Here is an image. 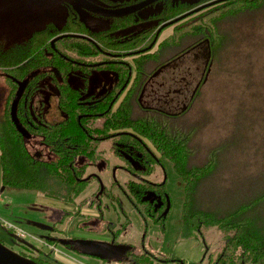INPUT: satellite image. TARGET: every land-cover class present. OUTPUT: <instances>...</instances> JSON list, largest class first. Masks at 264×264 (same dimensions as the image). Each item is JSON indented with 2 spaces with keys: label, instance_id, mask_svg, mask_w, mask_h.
<instances>
[{
  "label": "flooded vegetation",
  "instance_id": "af4514ba",
  "mask_svg": "<svg viewBox=\"0 0 264 264\" xmlns=\"http://www.w3.org/2000/svg\"><path fill=\"white\" fill-rule=\"evenodd\" d=\"M143 1L0 0V47L23 49L24 58L4 66L16 72L7 78L0 74V87L6 83L14 87L9 92V117L14 124L12 101L20 83L26 81L16 114L27 132V135L21 133L27 150L42 163L57 160L67 164L71 177L82 184V189L73 191L75 201L54 199L59 207L64 206L60 220L72 211L84 218H103L102 199H110V190L114 194L117 187L136 209L166 229V222H156L167 221L171 208L168 180L159 171H164L171 160L161 153L158 143L137 133V124L132 119L145 111L181 113L190 100L191 81L185 75L170 77L169 69L178 67L172 62L166 63L161 72L150 73L157 66L151 59L157 56L158 44L172 33L176 23L170 24L167 33L164 31L170 25L159 31L171 19L159 25L156 13L164 4L170 8L169 4L175 0H155L136 8ZM209 1L213 0L199 5ZM221 2L203 9L215 8ZM150 6L153 9L143 15L142 11ZM126 9L135 10L126 14L101 12ZM6 39L11 40L5 43ZM201 44L206 58L207 47ZM148 53L150 60L146 57L145 62L141 61ZM31 55L34 61L26 63ZM179 66L184 72L187 68L188 76L191 74L190 67ZM28 69L32 73H26ZM1 96L0 93V99ZM128 122L136 127H127ZM112 159L121 160V170L130 177L120 181L116 174L112 179L110 173L102 172ZM139 197L151 206H144ZM113 202H119V197L115 196ZM106 229L111 231L109 240L81 235L59 241L71 252L99 256L101 260L129 258L132 261L143 256L160 259L164 264H184V259L172 255V259H164L148 250L133 252L130 244L118 238L123 226L108 223ZM176 258L181 261H175Z\"/></svg>",
  "mask_w": 264,
  "mask_h": 264
},
{
  "label": "trees",
  "instance_id": "16d2710c",
  "mask_svg": "<svg viewBox=\"0 0 264 264\" xmlns=\"http://www.w3.org/2000/svg\"><path fill=\"white\" fill-rule=\"evenodd\" d=\"M204 1L175 0L173 4H169L172 5L170 8L164 4L156 13L158 24ZM188 21L191 23L186 25ZM172 27V33L158 44L157 56L151 59L157 62V66L150 73L161 72L166 63L196 49L201 43H205L207 47L208 57L203 61L205 67L199 73L195 70L191 72L190 100L181 113L171 115L162 111H145L143 115L132 119L137 124L136 131L158 143L161 153L171 160L174 172L183 181L181 237H198L208 227L226 232L222 251L214 258L211 256L207 262L204 256L197 264H264V177L254 178L252 181V176L240 173L239 178L233 176L230 179L232 174L229 172L233 166L228 165L233 149L238 145L242 147L245 143L247 146L242 148V155L244 148L252 144L255 132L264 133V56L256 57L258 50L264 51V36L257 33V29H264V0H226L215 5V8L209 7L194 13ZM22 53L23 49L0 47V74L7 78L8 74L16 72L11 67L4 66L24 60ZM146 57L150 60L148 53L142 56L141 61L145 62ZM2 60L7 62H1ZM32 61L34 55L28 57L26 63ZM29 72L31 69L26 73ZM169 72L170 77H188L187 68L184 72L182 66L169 69ZM214 75L220 76L217 81L223 80L221 84L211 83L212 91L216 90L218 93L221 85L229 87L233 83L234 75L245 80V87L237 96V103L233 105L235 129L217 143L209 138L203 139L205 131L216 129L217 117L208 105H203L200 109L207 94L206 85ZM12 88L14 87L7 83L0 87L2 184L35 190L56 200L75 201L73 191L82 189V184L74 176L71 177L68 165L58 163L57 160L42 163L27 150L25 137L15 128L8 113L7 104L11 99L9 92ZM228 94L229 91H225V95ZM20 102L23 103V98ZM195 105L200 116L197 121H191L188 113ZM128 119H131L130 116ZM129 126L135 125L128 122L127 127ZM248 152L251 154L253 147ZM65 188L67 192L63 191ZM213 190L218 192L216 197L210 195ZM110 192L113 202L115 196L112 190ZM138 200L144 206H151L143 198L139 197ZM156 222L164 223L166 219H157ZM20 246L23 247L17 252L24 257L39 264H57L41 255L44 252L41 246L25 243ZM145 258L137 256L131 264H164L156 258L143 262ZM165 258L172 259L171 254L164 256ZM174 260L181 261L178 258ZM183 263L186 264V261L183 260Z\"/></svg>",
  "mask_w": 264,
  "mask_h": 264
},
{
  "label": "rangeland",
  "instance_id": "374dc122",
  "mask_svg": "<svg viewBox=\"0 0 264 264\" xmlns=\"http://www.w3.org/2000/svg\"><path fill=\"white\" fill-rule=\"evenodd\" d=\"M177 1L193 2L197 0ZM152 9V6L144 9L142 11L143 15ZM170 29L171 25L165 29L164 33H167ZM257 33L264 36V29H257ZM6 40L8 41H5V43H8L11 39ZM262 40L264 41L263 37ZM262 52L258 50L256 57L262 58L264 56ZM203 61H205V51L197 47L192 51L179 55L171 62L177 63L178 66L182 64L190 67L191 71L195 70L196 73H199L204 69L202 67ZM199 65L201 66L200 69L197 68ZM190 76L191 74L188 77L190 78ZM219 78L220 76L214 75L211 82L206 85L207 94H205V99L200 107L202 109L203 105H208L217 117L216 129L212 128L209 132L205 131L203 137L204 140L207 138L212 139L213 143H217L235 129L236 122H233V105L237 103L238 100L236 98L245 87L243 77L234 75L233 83L229 87L221 85L219 93L216 90L212 91L211 83L218 84L223 81H217ZM225 91H229V94L225 95ZM188 114L191 117V121H197L200 116L197 111V105ZM226 118L227 120L225 121ZM244 145L245 143L242 147L238 145L236 149L231 151L232 155H230L231 159L228 165H232L233 169L229 172V174H232L230 179L233 176L239 178L240 173L252 176L250 178L252 181L254 178L264 177V133L261 134L256 131L252 144L250 147H245L244 153L241 155ZM252 147L253 152L248 154V149ZM122 165L123 162L121 160L112 159L109 162V167L105 166L102 172L110 173L112 179L116 174L118 180L124 181L130 177V174L121 170L120 167ZM159 173H162L168 180L167 187L171 198V208L167 215L165 230L154 224L146 213L136 209V205L117 187H114L113 195L119 197V202H112L108 198L102 199L104 219L98 216H91L90 218L86 216L84 218V215L80 216L72 211L63 220H60L63 216L61 207L64 206L59 207V202L45 197L35 190L2 184L0 166V239L6 247L14 251H18L20 247H23L20 246L21 243L41 246L44 251L41 255L57 264H131L129 258L123 261L116 259L101 260L95 256H83L71 252L67 246L59 241L81 235L90 236L98 240H109L111 231L106 229V225L111 223L124 227L118 238L121 242L130 244L133 252L142 253L148 250L159 257L168 256L169 254H182L180 257L186 261V264H197L204 256L207 258H205L206 262L211 256L214 258L224 247L226 242L224 233L226 232L215 227H208L198 237H181L180 213L184 198L183 181L174 172L171 164H168L167 168L164 171L160 170ZM217 193L216 190H213L210 195L214 197ZM54 226H57V228H53ZM14 228L23 229L26 232V236H17ZM54 238H58V242L54 243L57 246L55 250L49 253L44 248L43 242L47 240L53 241ZM60 255L65 257L66 260L62 259ZM149 259L150 257H146L143 262L149 261Z\"/></svg>",
  "mask_w": 264,
  "mask_h": 264
},
{
  "label": "water",
  "instance_id": "95a60500",
  "mask_svg": "<svg viewBox=\"0 0 264 264\" xmlns=\"http://www.w3.org/2000/svg\"><path fill=\"white\" fill-rule=\"evenodd\" d=\"M155 0H145L142 3H140V5L136 8H142L144 6H146L147 4L153 2ZM224 0H213V1H209L206 2L204 4H201L197 7H195L194 9H191L165 23H163L160 27H159V31L163 28L166 27L174 22H177L179 20H181L182 18L194 13V12H198L199 10L210 6L211 4L217 3V2H221ZM135 9H126V10H121V11H116V12H105V11H101L104 14H126L128 12H131ZM26 81H23L20 83L17 92L15 94V97L12 101V106H11V116H12V120L14 122V124L16 125V128L18 129V131L24 135H27V132L25 130V128L23 127V125L21 124V122L19 121L17 114H16V110H17V105L18 102L21 98V95L23 93L24 87H25ZM53 241H55V238L53 239ZM98 257L100 259L99 256H95ZM0 264H39L27 257H24L22 254H20L17 251L12 250L11 248L6 247L2 241H0Z\"/></svg>",
  "mask_w": 264,
  "mask_h": 264
},
{
  "label": "built area",
  "instance_id": "2783aa9c",
  "mask_svg": "<svg viewBox=\"0 0 264 264\" xmlns=\"http://www.w3.org/2000/svg\"><path fill=\"white\" fill-rule=\"evenodd\" d=\"M11 228H13V227H11ZM14 230H15L17 236H23V237L26 236V232L23 229H21V228H14ZM43 246L48 251H51V250H55L56 249V245H54L53 243L48 242V241H44L43 242Z\"/></svg>",
  "mask_w": 264,
  "mask_h": 264
},
{
  "label": "crops",
  "instance_id": "0c3cea01",
  "mask_svg": "<svg viewBox=\"0 0 264 264\" xmlns=\"http://www.w3.org/2000/svg\"><path fill=\"white\" fill-rule=\"evenodd\" d=\"M68 253H70V252H68ZM71 254V253H70ZM173 257H180L182 254H177V255H173V254H171ZM60 256H62V255H60ZM180 258H182V257H180ZM62 259H64V260H66L65 259V257H63L62 256ZM72 259H74V258H72Z\"/></svg>",
  "mask_w": 264,
  "mask_h": 264
}]
</instances>
